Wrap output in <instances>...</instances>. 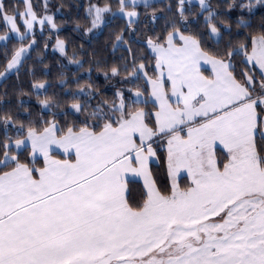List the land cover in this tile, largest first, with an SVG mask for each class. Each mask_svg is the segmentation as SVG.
Masks as SVG:
<instances>
[{"label":"snow or ice","instance_id":"1","mask_svg":"<svg viewBox=\"0 0 264 264\" xmlns=\"http://www.w3.org/2000/svg\"><path fill=\"white\" fill-rule=\"evenodd\" d=\"M81 7L0 0V81L17 82L0 91V264H264V0ZM116 21L111 60L59 36ZM45 31L89 64L63 94L28 63Z\"/></svg>","mask_w":264,"mask_h":264},{"label":"trees","instance_id":"2","mask_svg":"<svg viewBox=\"0 0 264 264\" xmlns=\"http://www.w3.org/2000/svg\"><path fill=\"white\" fill-rule=\"evenodd\" d=\"M5 2H9V0H5ZM34 3H39L40 0H33ZM68 0H52V3L59 5L61 3H67ZM74 3H78L82 5L80 8V14L83 15L84 9H85V2L83 0H72ZM67 11V9L65 10ZM75 12V10H73ZM60 17H57V22L59 23ZM122 21H116L115 24L110 25L109 27H106L103 29V33L97 37H84L81 38V35L79 33L73 32L72 28L74 27L71 24L62 26V31L59 33V36L61 39L70 40L71 43L69 44V55H71L72 49L74 47H78L79 45L83 44L86 49H88L89 53L92 51V49H97L98 55L107 58L111 60L113 58V55L119 56L120 52L117 51L115 54L112 51L111 44L107 43L109 32L116 28L117 26L121 25ZM5 34V29L3 27V24L0 23V35ZM49 36V33L47 31L44 32L43 36H41L39 33L37 34V40H38V47L36 50H34L31 54V59L28 61L29 64L34 63L41 58L43 59V63L39 64L40 68H44V65H47V75L41 76L40 78L47 81L51 85H53L52 88H49V93L55 91L58 94H63L64 92H67L69 89H75L76 84L74 83V80L79 77L81 82L88 79V72L87 69L89 68V64L85 63L83 69H77L75 65L68 64L67 59H64L61 57L60 53L56 52L53 49V45L55 44V35L52 36L48 48L46 50L43 49V45L45 43V38ZM9 47H11V44H9ZM3 50V42H0V52ZM37 52H40V56H37ZM78 56L81 59H86L83 53H78ZM60 64L66 65V67L61 68ZM0 70H2V65H0ZM64 73V78L68 81L67 84H61L60 81V73ZM76 74L75 76L73 74ZM92 78L98 80L99 83L103 84V77L98 76V74L93 71ZM16 82L15 76L11 77L7 82H0V91H3V89L7 86L9 89V92L12 91V85ZM24 87L25 90H28V84L27 80L24 81ZM32 102L35 103V96L31 98ZM154 171H158L163 175L165 172V165L163 161L157 162V164L153 165ZM129 187L132 189L133 196L138 194L139 189L142 187V184L138 181L131 180L129 182Z\"/></svg>","mask_w":264,"mask_h":264},{"label":"crops","instance_id":"3","mask_svg":"<svg viewBox=\"0 0 264 264\" xmlns=\"http://www.w3.org/2000/svg\"><path fill=\"white\" fill-rule=\"evenodd\" d=\"M130 176H131V174H129ZM134 181H138V182H140L142 185H143V180H142V178H140V177H136L135 179H134Z\"/></svg>","mask_w":264,"mask_h":264},{"label":"rangeland","instance_id":"4","mask_svg":"<svg viewBox=\"0 0 264 264\" xmlns=\"http://www.w3.org/2000/svg\"><path fill=\"white\" fill-rule=\"evenodd\" d=\"M83 1L85 2V5L87 6V4L89 3V0H83ZM93 2H94V0H93ZM86 6H85V7H86ZM38 33H39V32H38ZM38 33H37V34H38ZM53 49H54V47H53ZM54 50H55V49H54ZM55 51H56V50H55ZM56 52H58V51H56ZM58 53H59V52H58ZM0 82H1V81H0Z\"/></svg>","mask_w":264,"mask_h":264}]
</instances>
